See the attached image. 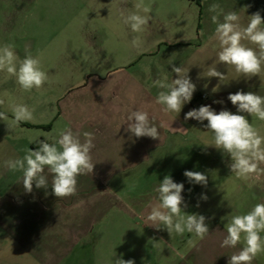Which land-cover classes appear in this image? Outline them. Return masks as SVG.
<instances>
[{
	"label": "rangeland",
	"instance_id": "374dc122",
	"mask_svg": "<svg viewBox=\"0 0 264 264\" xmlns=\"http://www.w3.org/2000/svg\"><path fill=\"white\" fill-rule=\"evenodd\" d=\"M209 1L144 0L151 19L138 34L121 17L138 0H0V46L14 44L20 59L26 50L38 56L49 77L40 90L23 91L0 72V112L9 117L0 120V264H113L117 258L170 264L183 237L186 243L193 237L151 226L147 217L159 204L154 189L171 176L184 184L185 213L197 214L195 198L201 190L208 195L209 183L238 179L230 157L207 146L213 140L207 121L192 126L199 138L174 137L151 118L160 139L136 138L126 129L131 112H155L145 73L162 62L163 30L197 23ZM138 35L142 44L132 47ZM17 103L34 110L18 126L10 109ZM65 128L82 142L83 133L94 135L93 172L77 178L75 196L55 197L47 168L49 188L26 192L22 172L5 161L34 150L36 141L52 143ZM186 170L206 174L207 185L189 183Z\"/></svg>",
	"mask_w": 264,
	"mask_h": 264
},
{
	"label": "clouds",
	"instance_id": "9594fccd",
	"mask_svg": "<svg viewBox=\"0 0 264 264\" xmlns=\"http://www.w3.org/2000/svg\"><path fill=\"white\" fill-rule=\"evenodd\" d=\"M134 11L122 12L123 23L128 25L132 32L143 33L151 19V6L144 0H138L134 5ZM212 23L216 25L211 39L219 44L217 52L218 62L234 67L235 72L245 79H251L264 72V17L259 12L250 16L246 26L240 23V16L235 11L224 13L219 4L209 6ZM223 16V20L219 19ZM244 41L255 45L247 46ZM142 44L140 36L131 41L132 47L139 48ZM148 71V70H146ZM171 71L176 74L175 79L169 82L167 75L152 81V87L160 89L156 97V103L163 106L165 112L180 113L182 107L191 101L196 91V85L191 81L188 71L182 66L172 64ZM0 72L9 77H14L16 83L23 91L33 89L40 90L49 81L46 71L43 70L41 60L34 57L26 50V55L20 59L15 52L14 44L7 43L0 46ZM207 77L218 78L222 84L226 75L218 71L216 67H209ZM217 84L212 91L219 90ZM228 100L236 106L237 113L223 109L218 113L210 105H201L198 109H192L185 114V120L195 119L203 124L213 134V140L207 146H214L221 150L225 156L230 157L228 167L237 178H258L264 173V135L250 123L248 116L264 121V96L254 92L230 93ZM4 101L0 100V104ZM223 103V101H215ZM13 113L12 125L18 126L22 121H30L34 118V110L27 105L17 103L10 105ZM126 131L136 138L149 137L160 139L157 126L149 118L147 111L136 110L128 115ZM0 120L7 122L9 117L0 112ZM8 128L10 125L6 123ZM84 141L79 134L70 128L61 129L53 142L45 140L36 141L39 147L36 150L28 149L23 157L5 161V166L10 171L22 172L23 188L31 193L33 185L37 189L49 188L45 168L52 174V194L60 198L75 196L77 193V178L80 175L92 173L95 164L92 162L91 150L95 147L94 135L90 132L83 133ZM184 176L189 183L206 186L208 177L206 174L186 170ZM159 204L152 207L147 219L151 226L157 229H166L171 235L175 232L183 235L185 232L193 234L194 239L188 241L190 246L205 239L209 235V227L206 217L201 214H187V207L182 196L184 184L174 182L171 176H165L154 189ZM207 200V196H201ZM199 206V205H197ZM224 228L226 236L221 247L235 248L243 244L241 250L229 257L227 264H252L253 260L264 253V202L257 203L245 214L231 216ZM113 264H135L132 259L117 258Z\"/></svg>",
	"mask_w": 264,
	"mask_h": 264
},
{
	"label": "crops",
	"instance_id": "0c3cea01",
	"mask_svg": "<svg viewBox=\"0 0 264 264\" xmlns=\"http://www.w3.org/2000/svg\"><path fill=\"white\" fill-rule=\"evenodd\" d=\"M191 1L196 2L195 0ZM208 3H210L209 6L219 4L224 13L237 12L241 18L242 26H246L250 16L256 12L264 17V0H210ZM209 6L205 11L202 10L201 19L197 23V20L181 21L176 25H169L163 30L161 39L157 41L162 44L158 48V52L162 55V62L159 64L160 66L151 67V70L145 73L148 89L155 92L154 96L151 95L153 104L157 105L153 108L155 112L153 111L154 113L149 118L163 124L165 131L174 137L179 135L199 138L202 134L192 127L199 121L185 120L184 118L185 114L192 109H198L201 105H210L217 113L223 109L237 113L236 106L228 100L230 93L234 94L242 90L264 96V72L251 79H245L235 72L234 67L218 62L219 44L211 39L216 25L212 23L211 16L214 13L209 12ZM219 19L222 21L223 16L221 15ZM244 43L249 47H256L248 41H244ZM152 51L151 55L154 54V49ZM172 64L189 70L188 75L196 85L193 98L182 107L179 114L163 111V106L155 102L160 89L151 86L153 80L164 75H167L169 82L177 78L176 74L171 71ZM213 66L226 75L222 84L216 77H207L209 67ZM217 84H220V87L214 93L212 89ZM215 101H223V103H215ZM247 118L260 131L261 135H264V121L251 116ZM260 167L264 168V164H261ZM208 187L210 188L208 195L205 194V190H201L195 198V202L196 205H199L197 214L206 217L209 235L198 241L195 246H190L183 237L182 246L172 249L175 251L176 257L170 264H227L229 257L238 253L243 244H238L235 248L221 247L227 234L224 228L225 224L231 216L245 214L255 204L264 202V173L260 174L258 178H238L221 183H209ZM202 194L207 196V200L201 199ZM261 235L264 237V233ZM191 239H194V236ZM166 244L167 247H170V243ZM252 264H264V253L259 254Z\"/></svg>",
	"mask_w": 264,
	"mask_h": 264
},
{
	"label": "trees",
	"instance_id": "16d2710c",
	"mask_svg": "<svg viewBox=\"0 0 264 264\" xmlns=\"http://www.w3.org/2000/svg\"><path fill=\"white\" fill-rule=\"evenodd\" d=\"M197 4L201 5L203 0H195ZM39 147V145H33V149L36 150Z\"/></svg>",
	"mask_w": 264,
	"mask_h": 264
},
{
	"label": "built area",
	"instance_id": "2783aa9c",
	"mask_svg": "<svg viewBox=\"0 0 264 264\" xmlns=\"http://www.w3.org/2000/svg\"><path fill=\"white\" fill-rule=\"evenodd\" d=\"M203 96H205V95H203Z\"/></svg>",
	"mask_w": 264,
	"mask_h": 264
}]
</instances>
